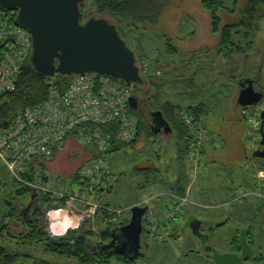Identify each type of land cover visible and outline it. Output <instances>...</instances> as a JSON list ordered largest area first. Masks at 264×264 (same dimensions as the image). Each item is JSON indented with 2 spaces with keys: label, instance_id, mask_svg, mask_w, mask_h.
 I'll list each match as a JSON object with an SVG mask.
<instances>
[{
  "label": "rangeland",
  "instance_id": "obj_1",
  "mask_svg": "<svg viewBox=\"0 0 264 264\" xmlns=\"http://www.w3.org/2000/svg\"><path fill=\"white\" fill-rule=\"evenodd\" d=\"M224 1L228 7L234 2ZM245 1L239 0L235 14L221 12L223 23L238 20ZM89 2L90 0L82 7L83 22L92 15H97ZM13 14L14 11L8 14L0 12L1 42L6 43V36L9 37L10 32L15 29V23L9 19ZM129 33L128 42L138 51L143 49L146 57L145 60L138 61L139 66L147 64L143 73V76L147 75V80L137 94L139 99L147 103L154 95H159V104L168 103L166 105H169L171 113L176 108L178 116L183 118L186 114V104L204 103L206 112L202 114L200 124L210 136L219 137L216 140L206 138L203 141L202 153L198 159H184L188 174L187 185L191 184L192 192L187 193L189 202L185 203L183 213L176 219L171 217L175 200L162 193L170 190L178 180L179 155L176 151L172 152L173 140L178 138L177 129L171 134H149L145 124L135 146L124 148L109 158L113 165V180L119 172L126 173L115 182L114 190H96L93 195L87 192L77 193L82 198L92 196L102 205L109 204L110 209L118 213L113 224L131 220L132 211L129 204L135 200L132 198L149 199V204L137 200L136 202L141 206L150 205L148 213L158 221V228L153 230L150 225L145 226L148 230L141 234L142 247L134 261L121 263L114 259L109 264H218L213 257L214 250L221 254L234 253L237 250L234 237L238 235L240 239L242 230L248 228L252 231L248 240L255 256L246 259L242 264H264V180L257 179L258 168L255 167L254 161L262 164L260 168H264V163L258 157L249 161L237 156L239 140L251 153L255 144L258 145L261 141L260 130L258 129V136L254 139L248 135L249 125L245 124L242 128L233 120L241 114L242 109L247 118V115H252V111L257 113L260 110V104H264L263 97L259 105L247 108L238 105L243 79L254 78L262 69L260 78L264 82V37H261L264 36V18L260 20L258 34H253L256 35L257 44L246 47V52H233L230 55L216 54L220 37L219 34L212 33L210 13L202 7L201 0H169V5L157 26L143 24ZM236 42L243 43L240 36H237ZM169 43H173L178 51L170 52ZM205 49L210 52L198 53ZM196 53L198 54L193 62L195 66L202 65L201 71H198L201 78L197 77L198 81L200 79L199 86L191 88L192 80L186 79L193 71L191 55ZM148 109L149 106L141 114L145 122L151 118ZM259 121L261 122L260 116ZM213 125L217 127L214 135L211 134ZM67 145V149L57 153L54 160L45 162L44 168L50 178L45 186L54 192L74 191H70L71 187L66 178L75 174L86 159L82 156H86L87 149L70 142ZM88 150L91 157L93 151ZM149 163L161 169L159 184L135 190L133 186H137L128 173L134 165ZM34 185L33 181L24 179L23 182L15 179L0 159V246L6 247L8 251H27L39 255L48 261L56 262L54 264H69L65 258L48 255L42 249L35 251L36 246L22 244V236L28 231L27 226L14 213L10 215V212H16L14 208H17L25 214L32 213L31 208L26 210L28 205L32 206L33 203L30 193L20 191L24 190L23 186L34 189ZM79 213V210L71 213L64 211L61 215L56 214L53 221L63 225L66 217L73 218L76 224L71 220L69 223L72 227L79 225L83 230L92 229L97 232L106 227V221H103L98 211L84 222L79 220ZM195 216L205 223H212V227L217 225V222L229 218L222 227L210 229V250L192 233L190 223ZM44 219L43 226L48 229L53 221L47 214ZM65 228L61 227V231Z\"/></svg>",
  "mask_w": 264,
  "mask_h": 264
},
{
  "label": "trees",
  "instance_id": "obj_2",
  "mask_svg": "<svg viewBox=\"0 0 264 264\" xmlns=\"http://www.w3.org/2000/svg\"><path fill=\"white\" fill-rule=\"evenodd\" d=\"M87 1L88 0H86L81 5V9L84 4L87 3ZM238 3L239 0H234L232 6L228 7L224 0H201L202 7L210 13V26L212 33L219 34L220 37L218 47L216 49L217 55H230L233 52H246V47L257 44L255 36L258 34L257 32L260 28V20L264 18V0H246L238 20L223 23L220 13L227 11L235 14ZM89 4L97 13V15L92 16L107 17L110 21L115 23L121 36L126 40L128 45L131 46L127 39L130 37L129 32L143 24L157 26L161 15L164 13L165 8L169 5V0H90ZM13 11L14 14L9 16V19L11 22L15 23L17 15L16 10H3L0 7L1 14L12 13ZM254 33H256V35L253 36ZM237 36H240V39H242L243 43L236 42ZM132 49L136 52L138 61L146 59L143 49H140L139 51L133 47ZM168 50L170 52L178 51L177 47L173 43H169ZM6 51V43L0 41V66L3 63ZM204 51L208 53L210 52L209 49H205L203 51L201 50V52L198 51V53L202 54ZM198 53L191 55V59L193 61L194 57H196ZM30 58L31 54L27 57L22 65V70L17 77L14 89L0 93V104L7 102L4 109L0 111V127H6L13 121L22 108L40 103L48 94V82L51 77L40 74L35 69ZM199 69V66L195 68L191 75L186 79L192 80V83L190 84L198 83L197 75ZM261 70L259 71V74H257L253 79H257L259 81L262 86L261 89L264 91V82H262L260 78ZM146 76L147 75L143 76L142 74L143 84L147 80ZM53 78L60 88H66L68 87L72 76H65L60 73H56ZM143 84H137L135 98L137 99L138 107L136 109L133 108V112L139 119L138 133L131 142H120L114 140L113 149L109 151V158L113 154L123 151L124 148L135 146V144H137L140 139L142 131L145 128V124L149 134H155L157 128L156 121L162 116L169 123L171 131L161 132L171 134L172 132L175 133V129L178 130V132H176L178 138L175 140L174 146V151H176L179 155V162L177 163L178 180L172 187L175 194L184 195L186 193L185 189L188 183V174L185 170L184 159L188 158L187 151L189 148L188 143L185 140V136L189 130V127L184 124V118L178 116L176 113V108H174L175 113H171L170 107H168L169 105H166L168 103L159 104V95H154V97L150 98L151 100L147 101V103L141 98L139 99L137 94L140 92L141 85ZM148 106L151 118L145 122L141 114L147 110ZM198 108H200V105L187 106L185 115H195L200 121L198 117ZM7 121L8 123L6 124ZM113 136H116V128H113ZM69 142L87 149L86 147L76 143L73 138H70L67 144ZM67 144L63 148L56 150L50 159H34L29 170L23 175V179L27 181H33L36 184H42L44 187H46L45 184L49 182L50 178L47 175L46 169L44 168L45 162L54 160L57 156V153L67 149V146H69ZM85 152L86 156H82V158H86L85 162L80 166V168H78L75 174L69 178H66V181L71 187L70 191L72 192V190H74L72 193L67 194H74L78 196L77 193L81 194L84 192L82 190L77 191L75 187L79 182V174L83 165L93 156L92 155L89 157L91 152L88 149ZM110 165L111 168H113L111 163ZM111 174L113 175V171ZM160 174L161 169L158 166L150 163L148 165H134L128 173L133 183L137 186V188L134 186L136 189L146 188L154 182L160 181ZM125 175V172H119L112 183L106 187L105 191L109 192L111 190V186L114 185L116 181H119L121 176ZM23 189L24 190L20 191V193H30V198L33 200L31 206L32 213L28 212L25 214V212H21V210H17V208H14L16 212H10V215H13L14 213V215H16L18 219H21L22 222L27 226L28 231L22 236L23 245L36 246L37 248H35V251L42 249V251L48 255L67 259L68 262H70L69 264H109L114 259L121 263H130L135 260V258L132 259L126 255L118 254L114 252L111 247L107 246L113 237V229L127 224L129 221H122L120 223L116 222L113 224V221L116 220L118 213L114 210H111V206L109 204L103 203L104 207L108 208H101L98 210V212L102 213L107 221L106 227L100 232L94 231L92 229L83 230L82 227H77L71 228L66 233L55 237L46 228H44L43 221L45 220L44 218L49 210L64 206L65 199H59L55 195L54 191H47L40 188L33 189L28 186H23ZM96 190L100 191V188H96ZM55 200H59V203L54 204ZM136 200L138 201L139 199H135L134 201ZM85 225L86 224L84 223V226ZM144 230H148L145 225L143 231ZM233 240L235 249L238 250V244L240 242L239 236L236 235ZM54 263L56 262L51 260L48 261L45 258H41L39 255H33L27 251H8L6 247L0 246V264Z\"/></svg>",
  "mask_w": 264,
  "mask_h": 264
},
{
  "label": "built area",
  "instance_id": "obj_3",
  "mask_svg": "<svg viewBox=\"0 0 264 264\" xmlns=\"http://www.w3.org/2000/svg\"><path fill=\"white\" fill-rule=\"evenodd\" d=\"M6 38L7 51L0 66V93L14 89L22 65L33 50L31 34L21 26L16 25ZM139 67L143 74L147 64ZM136 89L135 82L98 72L73 75L66 88H60L51 77L48 94L40 103L22 108L11 123L0 127V159L17 180L24 182L23 175L34 159H50L56 150L73 138L76 143L93 151V156L80 171L76 190L92 195L96 188L105 191L113 181L109 151L113 149L114 140L131 142L138 133L139 119L130 101L135 97ZM263 110L264 104H260L256 114L247 115L250 137L258 136L259 116ZM184 124L189 127L185 136L189 146L187 157L198 159L205 137L204 128L192 114L184 116ZM113 128H116L115 137ZM34 188L51 191L39 183H35ZM54 193L59 199H65V203L47 212L52 221L56 214L79 210L78 218L84 222L99 209L108 208L92 196L82 198L74 194ZM175 198L178 202L171 212L173 219L183 213L185 203L189 202L187 193L176 194ZM57 203L59 200L54 201ZM144 222L153 230L158 228V221L151 213L144 215ZM49 226L47 230L52 235H61L73 228L71 223L59 226L57 221ZM63 226L66 228L61 231Z\"/></svg>",
  "mask_w": 264,
  "mask_h": 264
},
{
  "label": "water",
  "instance_id": "obj_4",
  "mask_svg": "<svg viewBox=\"0 0 264 264\" xmlns=\"http://www.w3.org/2000/svg\"><path fill=\"white\" fill-rule=\"evenodd\" d=\"M85 1L0 0V7L3 10H16V25L27 29L31 34L33 50L30 59L40 74L54 77L56 73L73 76L98 72L143 84L137 54L121 36L117 25L107 17L92 16L85 22L82 21L81 5ZM254 81L253 78L241 81L238 103L243 107L257 105L264 97L262 89H255ZM130 101L136 109L137 99L132 97ZM6 104L7 102L0 104V111ZM260 118L264 123V110L260 113ZM156 123V133L162 130V126L165 132L171 131L169 123L162 116ZM261 135V144L264 145L263 128ZM263 154L264 151L256 153L257 156H264ZM30 208L31 204L26 210ZM148 209V206L133 205L131 220L113 229V237L107 246L118 254L134 259L140 253L144 215ZM121 232L130 240H118ZM193 232L203 238L199 231ZM240 246L241 255L221 254L214 250L213 257L218 264H242L253 257V248L247 241V229H243L240 234ZM128 248L132 249L127 250Z\"/></svg>",
  "mask_w": 264,
  "mask_h": 264
},
{
  "label": "crops",
  "instance_id": "obj_5",
  "mask_svg": "<svg viewBox=\"0 0 264 264\" xmlns=\"http://www.w3.org/2000/svg\"><path fill=\"white\" fill-rule=\"evenodd\" d=\"M191 61H192V64H193V70H194V68H197L198 66H199V68L200 69H202V65L200 64V65H196L195 66V64H194V62H193V60L191 59ZM190 66V65H189ZM199 69V72L201 71ZM200 77V74H198L197 75V77ZM201 78V77H200ZM199 83H200V79H199V81H198V83H194V84H190V87L191 88H193L194 86H196L197 85V87L199 86ZM191 105H193V106H197V105H200V108H198V113H199V119L201 118V116H202V114H204L205 112H206V107H205V105H204V103H201V102H197V103H195V104H186L185 106L187 107V106H191ZM238 105L239 106H241L239 103H238ZM185 107V108H186ZM243 107V106H242ZM244 113L245 112H243V109H242V111H241V114H239L238 116H236V117H234V122L235 123H237L238 124V126L240 125L242 128L244 127V125L246 124L247 126L249 125V122H248V120H247V118L245 117V115H244ZM252 115H254V114H256V111H252V113H251ZM238 117V118H237ZM233 118V117H232ZM243 123V125H241ZM249 127V126H248ZM216 128L217 127H215L214 125H213V131L211 132V134H215V132H214V130H216ZM161 132V131H160ZM207 133V135H205V137H204V140L206 139V138H208V139H212V138H214L215 140H216V138H218L219 137V135H214V136H210V134H208V132L205 130V134ZM234 136V135H233ZM173 144H172V148L175 146V140H173ZM240 145V146H239ZM203 146V145H202ZM255 146H256V144H255ZM255 148V147H254ZM202 149V148H201ZM172 152H174V148H173V150H172ZM201 153H202V151H201ZM201 153H200V156H201ZM237 153L239 154V155H237V156H239V157H242V158H244V159H246V160H249V158H247V154H249L250 153V149H248V147L241 141V140H239V144H238V150H237ZM250 161V160H249ZM255 162V161H254ZM257 162H255V164H256ZM256 167H258V170H257V174H256V176H257V179H260L259 181H262V180H264V177H263V175H262V173H260L259 172V170L261 169L260 168V165L257 163V166ZM159 182L160 181H157V182H154L153 184H151V185H149V186H147L146 188H148V187H152V186H156V185H158L159 184ZM114 187H115V185H112L111 186V190L109 191V192H112L113 190H114ZM134 187V186H133ZM192 187H191V184H188L187 186H186V193H189L190 192V194H191V192H192V189H191ZM134 189L136 190V188L134 187ZM165 192L166 193H162V194H164V196H166V197H168V198H172V199H176L175 198V193H174V190H173V187L170 189V190H165ZM133 199H137V198H132V200ZM139 202H148V204H149V199H142V200H138ZM176 202L175 203H177L178 202V200L176 199L175 200ZM139 202H134V200L129 204V206H133V205H135V204H137V203H139ZM128 206V207H129ZM146 206H148L149 208H150V205H146ZM130 207V208H131ZM99 215H101L102 216V218H103V221H106V219H105V217L102 215V213L101 214H99ZM189 215V214H188ZM228 218V217H227ZM226 218V220H223V221H221V222H217V225H213V229L215 230V229H217V228H220V227H222L223 225H225L226 224V222L229 220V218L227 219ZM193 219H198V220H202V219H200V218H198V217H193ZM192 219V220H193ZM73 221V223H75L76 224V220L75 219H73V218H68V217H66L65 218V220H64V222H63V225L65 224V225H67L70 221ZM106 224H107V221L105 222ZM144 225V224H143ZM77 227H79V225L77 226ZM77 227H73V228H77ZM205 227H206V225H205ZM205 227H204V229H205ZM217 227V228H216ZM248 233H249V236H248ZM251 234H252V231H251V229L250 228H248L247 229V238L249 239V238H251ZM251 244V243H250ZM205 247H206V249L210 246V242H208L207 244H205L204 245ZM208 250V249H207ZM255 256V254L253 255V257Z\"/></svg>",
  "mask_w": 264,
  "mask_h": 264
},
{
  "label": "flooded vegetation",
  "instance_id": "obj_6",
  "mask_svg": "<svg viewBox=\"0 0 264 264\" xmlns=\"http://www.w3.org/2000/svg\"><path fill=\"white\" fill-rule=\"evenodd\" d=\"M254 86H255L256 90H260L262 88L261 84L259 83V81L257 79L254 81ZM261 128H263V131H264V123L262 122V120H261L260 125H259L260 135H261ZM161 129H162L161 131H164V126H162ZM261 141H262V135H261ZM261 141H260V143H258V145L255 146V148L252 149L251 153L247 154V158H249V160L250 159L255 160L254 157H258L264 163V156H257L256 155V153H262L264 151V145L261 144ZM258 164L262 165L261 163H258ZM254 165L256 167L257 163L255 164V162H254ZM261 171L263 172V177H264V168H261L259 170V172H261ZM211 224L210 223H205L203 220H198V219H193L191 221V223H190V228L192 229V233L193 234H194L193 230L199 231L202 234L203 238L199 237L198 235H195V234L194 235L204 245L207 244L208 242H210V238H209L210 237V229L213 230V227H212ZM144 225L146 226V223ZM205 225H206V227H205ZM204 227H205V229H204ZM248 236H249V233H248ZM118 240H120V241L121 240L122 241H125V240L129 241L130 239L126 236V234L124 232H121L118 235ZM247 241L249 242L248 238H247ZM249 244H250V242H249ZM141 247H142V244L140 246V249H141ZM210 248H211V245L207 249L210 250ZM131 249L132 248H128L127 250H131ZM234 253H237V254L241 255L242 247L240 246V242L238 244V250L234 251Z\"/></svg>",
  "mask_w": 264,
  "mask_h": 264
},
{
  "label": "bare ground",
  "instance_id": "obj_7",
  "mask_svg": "<svg viewBox=\"0 0 264 264\" xmlns=\"http://www.w3.org/2000/svg\"><path fill=\"white\" fill-rule=\"evenodd\" d=\"M59 226H61V224Z\"/></svg>",
  "mask_w": 264,
  "mask_h": 264
},
{
  "label": "clouds",
  "instance_id": "obj_8",
  "mask_svg": "<svg viewBox=\"0 0 264 264\" xmlns=\"http://www.w3.org/2000/svg\"><path fill=\"white\" fill-rule=\"evenodd\" d=\"M51 214V213H50Z\"/></svg>",
  "mask_w": 264,
  "mask_h": 264
}]
</instances>
